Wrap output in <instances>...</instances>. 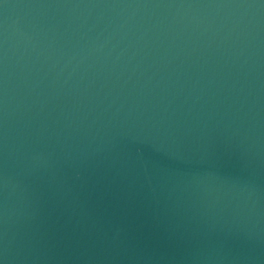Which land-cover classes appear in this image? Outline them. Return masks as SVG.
Here are the masks:
<instances>
[{
  "label": "water",
  "instance_id": "water-1",
  "mask_svg": "<svg viewBox=\"0 0 264 264\" xmlns=\"http://www.w3.org/2000/svg\"><path fill=\"white\" fill-rule=\"evenodd\" d=\"M0 264H264V0H0Z\"/></svg>",
  "mask_w": 264,
  "mask_h": 264
}]
</instances>
